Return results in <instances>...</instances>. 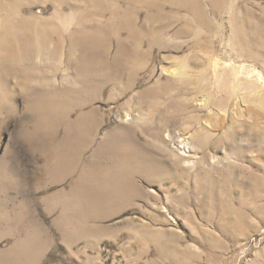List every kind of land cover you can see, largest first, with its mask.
<instances>
[{"label": "rangeland", "instance_id": "1", "mask_svg": "<svg viewBox=\"0 0 264 264\" xmlns=\"http://www.w3.org/2000/svg\"><path fill=\"white\" fill-rule=\"evenodd\" d=\"M0 264H264V0H0Z\"/></svg>", "mask_w": 264, "mask_h": 264}, {"label": "bare ground", "instance_id": "2", "mask_svg": "<svg viewBox=\"0 0 264 264\" xmlns=\"http://www.w3.org/2000/svg\"><path fill=\"white\" fill-rule=\"evenodd\" d=\"M83 45V47H88L89 49H93V50H96L97 49V44H93L92 46H86V43H83L82 44ZM41 47L40 46H35V49H40ZM101 49H103V47L101 46ZM122 55V52L119 54V56H121ZM90 125H91V128L93 129L94 127H93V125H94V122L93 121H91L90 122Z\"/></svg>", "mask_w": 264, "mask_h": 264}]
</instances>
